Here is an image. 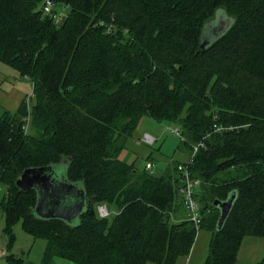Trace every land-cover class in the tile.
Listing matches in <instances>:
<instances>
[{"label": "trees", "instance_id": "16d2710c", "mask_svg": "<svg viewBox=\"0 0 264 264\" xmlns=\"http://www.w3.org/2000/svg\"><path fill=\"white\" fill-rule=\"evenodd\" d=\"M51 1L68 8L58 24L44 0H0V62L34 100L30 115L22 105L0 116L6 263L36 264L11 253L20 222L45 240L39 264H179L201 229L212 232L203 264H235L245 237L264 238V0ZM143 118L178 126L186 159L160 174L121 160ZM188 160L198 231L179 192ZM45 166L84 190L71 223L37 217L36 192L16 185ZM231 195L217 230L213 202Z\"/></svg>", "mask_w": 264, "mask_h": 264}, {"label": "rangeland", "instance_id": "374dc122", "mask_svg": "<svg viewBox=\"0 0 264 264\" xmlns=\"http://www.w3.org/2000/svg\"><path fill=\"white\" fill-rule=\"evenodd\" d=\"M47 17L50 18L49 16ZM33 104L32 83L27 78L21 77L10 66L0 62V116H4L7 113L12 115L22 105L26 107L27 114L30 115ZM26 121L30 123L29 116L26 117ZM168 128L179 127L171 123H159L150 118H143L133 137L129 140L127 147L120 153L119 157H123L122 154H125L126 161L134 163L135 167L141 171L144 170L147 159L151 155L154 166L153 172L156 174H160L167 166V163H170L171 159L184 161L187 157L186 153L183 154L178 150L180 138ZM145 133H150L156 138L152 145L140 142ZM3 191L4 188H1L0 193ZM111 209L116 211L113 206ZM3 227L4 217L0 195V249L2 251H4L7 243V236L3 232ZM207 230L201 229L197 232L189 257L187 260H181L179 264L204 263L212 235V232ZM13 234L15 235V243L11 253L18 257H23L26 261L39 264L46 244L45 240L35 239L26 234L20 222L13 227ZM263 256L264 238L247 236L243 239L235 264H258ZM0 263L7 264L4 258L0 259Z\"/></svg>", "mask_w": 264, "mask_h": 264}, {"label": "water", "instance_id": "95a60500", "mask_svg": "<svg viewBox=\"0 0 264 264\" xmlns=\"http://www.w3.org/2000/svg\"><path fill=\"white\" fill-rule=\"evenodd\" d=\"M203 40L202 49L207 45ZM16 185L22 191L34 190L37 195L34 213L43 220L58 219L67 223L74 221L83 211L85 193L82 187L72 184L58 166L25 169ZM231 195L225 201L215 200L213 205L220 210L217 230L223 226L234 202Z\"/></svg>", "mask_w": 264, "mask_h": 264}, {"label": "built area", "instance_id": "2783aa9c", "mask_svg": "<svg viewBox=\"0 0 264 264\" xmlns=\"http://www.w3.org/2000/svg\"><path fill=\"white\" fill-rule=\"evenodd\" d=\"M41 11L44 15L49 16L50 19L55 23L58 24L62 19L67 16L68 8L57 6L51 0H44ZM110 29V27H108ZM173 134H176L180 137V130L179 128H168ZM156 141L155 137L152 135L145 133L141 141L146 145H152ZM198 146H202L199 144ZM198 147H195L196 151ZM190 160L186 163V165H179L178 170L181 171L184 175V185L180 188L179 192L181 194V200L183 204V208L186 212L187 219L194 225L195 229L198 231L199 226L201 224V217H200V209L198 202L196 201L195 194L197 193L201 181L198 178H192L187 170V164ZM145 169L151 173H153L154 166L152 163H147ZM97 213L99 217H108L109 211L104 205H99L97 207ZM5 254V251L0 249V259Z\"/></svg>", "mask_w": 264, "mask_h": 264}, {"label": "crops", "instance_id": "0c3cea01", "mask_svg": "<svg viewBox=\"0 0 264 264\" xmlns=\"http://www.w3.org/2000/svg\"><path fill=\"white\" fill-rule=\"evenodd\" d=\"M150 134V133H149ZM152 135V134H151ZM153 136V135H152ZM154 137V136H153ZM156 139V138H155ZM123 157H119L121 160H124L126 158L125 154H122ZM6 246V245H5ZM45 248V247H44ZM13 249V248H12ZM5 251V249H4ZM44 251V250H43ZM12 252V250H11ZM4 258V255L1 257V259ZM6 262V261H5ZM2 264V263H0ZM51 264H72V262L66 260V259H63V258H59V257H55L53 258ZM147 264H153V263H147ZM185 264V263H184Z\"/></svg>", "mask_w": 264, "mask_h": 264}]
</instances>
